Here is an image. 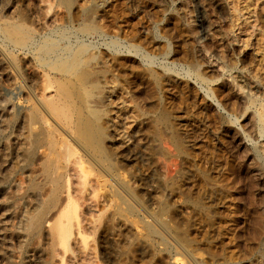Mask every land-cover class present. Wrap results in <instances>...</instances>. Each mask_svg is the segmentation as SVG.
Wrapping results in <instances>:
<instances>
[{
    "label": "rangeland",
    "instance_id": "rangeland-1",
    "mask_svg": "<svg viewBox=\"0 0 264 264\" xmlns=\"http://www.w3.org/2000/svg\"><path fill=\"white\" fill-rule=\"evenodd\" d=\"M28 1L0 0V30L12 23V19L26 14ZM89 1L91 3V0H76V12L85 9ZM95 1L105 3L107 12H99L97 18L104 19L100 23L111 33L108 31L109 38L95 36L87 42L98 45V52L107 50L102 56L108 63L120 58L118 60H125L127 63H122L127 66L119 65L120 70L108 74L107 82L102 83L104 91L96 92L97 96H102V103L99 97L96 98L98 103L93 102L94 98H86L83 111L80 107L77 110L86 116L91 104L93 109L101 110V123H106L99 122V125L108 131L102 132L97 145L96 140L91 145L90 141L82 142V139L72 145L86 171L85 188L71 189L73 195L77 194L74 204L85 223V240L80 237L79 244L83 242L80 245L90 253L93 264H117L108 259L109 253L126 249L134 234L151 232L154 252L147 248L148 253L146 247L136 252L142 264H264V135L255 136L251 124L252 114L260 112L264 105V62H261L264 0ZM234 7L239 12L238 21ZM115 39L124 47L111 56L104 41L109 43ZM132 45L151 52L149 57L153 65L148 64L151 60L125 51ZM166 52L169 55H165ZM29 55L33 57L34 53ZM24 56V51H13L0 31L2 155L7 144L21 140L24 135L19 121L13 118L12 102L16 107L20 104V108L32 104L23 90L26 73L20 61ZM243 58H251L253 65H243L240 62ZM191 64L207 70L206 78L211 80H197L191 74L194 69ZM163 65L171 68L167 71L169 74ZM126 72L123 79L122 74ZM166 74L187 80L190 85L170 81L171 84ZM154 75L164 78L163 86L155 82ZM244 81L250 82L253 89L245 87ZM221 86L225 95L217 98L211 88ZM20 87H23L21 91ZM255 87L261 91L257 93ZM251 98L257 103L247 111L245 108ZM225 100L229 102L227 107L222 103ZM239 104L244 105L242 112L238 111ZM164 110H168L167 121L160 117ZM77 112L73 117L76 121L78 113L81 114ZM90 113L88 116L92 118ZM221 116L229 122L222 121ZM144 143L147 149L142 147L139 155L132 156L137 146ZM98 145H103L102 149ZM41 149H37L35 155L25 154L24 158L21 154L19 158L12 154L9 162H16L9 163V170L0 162V221L1 213L11 206L18 211L17 217L9 222L10 227L3 225V231L0 229L2 238H6L5 242H0V264H71L74 258L57 242L53 244L49 225L57 210L51 206L57 201L51 204L49 189H40L39 195L32 193L43 185H40L43 180L40 173L45 159ZM30 165L39 172L37 178L28 176ZM46 204L51 205L47 207ZM44 208L48 209V219L42 226L24 227L26 215L37 214ZM99 224L113 227H110L109 236L116 246L105 249L100 243V233L96 229ZM185 233L195 240L191 246L181 239ZM3 245H7L5 250Z\"/></svg>",
    "mask_w": 264,
    "mask_h": 264
},
{
    "label": "bare ground",
    "instance_id": "bare-ground-1",
    "mask_svg": "<svg viewBox=\"0 0 264 264\" xmlns=\"http://www.w3.org/2000/svg\"><path fill=\"white\" fill-rule=\"evenodd\" d=\"M89 3H90V1H89ZM27 5H28V7H27L28 10H27L26 14L25 13L23 14L24 16H22V17L20 16L18 18L15 17L16 19H14V20L12 19V21H13L12 23L7 24L6 28H4L3 30L2 29L0 30L2 33V36H3V40L13 47V51H15V49H17L19 51H24L25 56L23 58L21 57L22 59L20 58L21 61L20 60L19 61L22 62V67L26 73V76L24 75L25 76V84L23 86L24 89H23V87L22 88L20 87L21 89H19V90L20 91L22 89L25 90L26 93L25 92L24 93L27 95V99L30 98V100L32 101V102L30 101L32 103L31 105H29V103H28L29 106L26 105V107H24V108H23V106H22V108H20L19 107L20 104H19V106H18L19 108H18V107H16V105L14 106L15 103L13 104V102L10 101V103L12 102V106H13L12 109L13 108L15 109L13 118L16 122L19 121L18 123L21 125V127L24 130V135L21 137L22 138L21 140H14L13 142H10L9 144H7L5 146V148H3L4 149V151H2L3 155H2V153H0V162H4V165H5L4 168H7L6 170H9V163L15 161V160H13V161L9 162V157L12 156V154L13 155L17 154V157L19 154H21L20 157L23 156V158H24L25 154H26V156H28L29 153L31 154V152L33 155L38 153V151H36L37 149L40 150L42 147L44 149H46V150L41 149L42 151H40L41 154H43V158L45 159V162L43 161L44 166H43V168L41 166V173H40L42 175V179H43V180H40V183H41L40 185H42V184L43 185L40 188L39 187L37 188L36 186H38V185H36L35 186L36 190H33L35 192H32V193L39 195L40 189H49V195L50 196L48 194L47 195L49 196V199L51 198L50 199L52 202L51 204H54V202L57 201L55 203V205L51 206V207H54L55 209H57V210H55L56 213L54 216L55 217L54 221H52V222L49 221L51 223V224L49 223L50 224L49 228L51 229L50 232H51L53 239H54L53 244H54V242H55V244L57 242V245L61 246L65 252H68L70 256L71 255L74 256V258H72L73 260H71V262H70L71 264H93L92 257L90 256V253L88 251H85V247L83 244L82 245L84 247V253L81 250L82 245H80V244L83 242H81L80 244L78 242L79 241L78 239H80V237L82 238V240H85V237H84L85 235H83V229H85V228H83L84 222H82L83 220L81 221L82 218L79 217L80 213H79V211L77 212V209H76L77 206H76V204H74V202H75L74 199H75V196L77 194L75 192L76 195H73L74 192L71 191V189L72 190L78 189L77 187H82V186H83V188H85L84 187V183H85L84 175H85L86 171L84 170L85 169L84 162L82 163L81 158L78 156L79 154H77L78 151H76V149L72 145H73V143H77V140H79V143H80L81 139H82V142L90 141L91 145L96 140V144L95 143L94 144L97 145L99 142L98 141L99 137H101L102 134L106 133L107 130L106 131L102 130V128H103L102 123H106V122L101 123V119L103 118L101 116V112H100L101 110L99 111V109H97V110H95V108L93 109V107L91 106L92 104L90 105L91 101L88 100V101H90V102H88V106L90 105L89 106L90 108L87 111V109H86L87 106H85L86 107L85 110L87 112L90 111L91 113L90 112L89 113L91 115L93 114L92 118H90V116H88L89 113L87 116L85 113H84L85 115H83L81 113L83 111L82 106H84V102L87 101L86 98H90L92 100L94 98L93 102L98 103L97 102L98 100H96V98L99 97V99L102 103V100H103L102 96H99V95L97 96L96 92H99L98 94H100L101 91L102 92L104 91L103 90L104 85L102 87V83L107 82L108 74L109 73L113 74V72L116 69H119L118 68L119 65L124 64V63H122V61H125V60H118V59H120L118 57H121V56H118V57H116V58H118L117 60H115L116 62L108 63L103 58L104 56H102V55H105L107 53V50H105V51L100 50L98 52V50H97L99 48L98 45L93 44L90 41H89L90 43L87 42V40L91 37L99 36L102 38L104 36H108V34L111 33L110 30L104 29V27H106L105 24L100 23L101 19L98 20V18H97V15L99 16V14H98L99 12H101V11L107 12L106 8L104 7V5H105L104 2H102V1L97 2L95 0H91V3L88 6H86L85 9H83V10L81 9L82 11L80 10L81 13H79V14H78V12H80V11L76 12V0H29ZM217 8L219 9L218 4H217ZM237 10L234 7L235 17H236V20L238 21L239 20V12L237 13ZM14 11L15 10H12V12H14ZM105 12H103V13H105ZM12 16H13V14H12ZM199 18H201L200 22L202 23L204 21V19L202 18V14ZM103 20H101V21H103ZM108 31L110 33H108ZM108 38H109V36H108ZM112 38H114V37L112 36ZM104 42H105V44L104 43L103 44L105 46L107 45V47L109 48V49L107 48L108 51L111 50L110 54L113 52H115V53L121 52L122 50H119V49L124 47V46H121L122 44H120L119 39L118 40H116V39L112 40L109 43H107L106 41H104ZM138 44H140V41ZM140 46H141V44H140ZM140 46L132 45V46H130V48H128V49L124 48V49L126 52L128 51L129 54H134L135 56L141 57L144 60H151L149 57L150 56L149 54H151V52L146 53L144 50H142L140 48ZM125 47H127V46H125ZM146 47L147 46H145V48ZM152 50L153 49H151V51ZM143 51L146 53V55L143 53ZM146 51H148L147 48H146ZM168 52H170V51H168ZM33 53H34V55H32L33 57H31L29 54H33ZM263 53H264V50H263ZM165 55H169V53L166 52ZM111 56H112V54H111ZM115 56H117V55H115ZM17 58L18 57H16V59ZM251 58H246V59L243 58L240 60V62L243 65L244 64L245 65L246 64L253 65V60H252L253 58L252 59ZM261 62L262 63L264 62V54H263V57L261 59ZM125 63H127V62L125 61ZM148 64L153 65L152 60L149 61ZM124 66H127V65L124 64ZM124 66H122V67H124ZM163 66H162V68H163ZM191 66H192V64H191ZM193 66H192V68H194V69H193V73H191V74L195 75L197 80H201V81L211 80V79L206 78V76H207L206 71L207 70L206 71H204V69L200 70V68L198 66H195V67H193ZM232 66H234V65H232ZM170 69L171 68L164 66L165 72H167V71L170 72ZM126 70H127V68H126ZM173 71H175V70H173ZM152 73L153 72L151 71L150 75H152ZM155 73H156V71H155ZM127 74H128L127 72L122 74L123 79L126 78ZM168 74H166L167 75L166 80H168L169 82L170 81L181 82V83L185 82L187 85L189 84V82L187 80H184V81L179 80L176 77H174L173 75H168ZM176 74L180 75V73H178V72H176ZM155 75H154L155 82L158 84H161V86H163L162 84H164V81H165L164 78L162 79V78H159ZM162 77H164V76H162ZM152 78H153V75H152ZM169 82L167 84H169ZM158 84H156V85H158ZM243 84L245 87L252 88V84H250V82H248V81H244ZM158 87H160V85H158ZM14 90L16 91V89H14ZM99 90H101V91H99ZM255 90L257 91V93L261 91L259 87H255ZM211 91L214 93V95L217 98L221 97L223 94L222 86L221 87H213V88H211ZM223 95H225V94H223ZM263 96H264V93H263ZM14 98H15V96H14ZM21 98H23V95L20 97V99ZM225 99H226V97H225ZM229 99L230 98H228L227 100L229 101ZM227 100L222 102L225 107H227V105L229 103V102L227 103ZM14 101H16V100H14ZM25 101H26V98H25ZM28 101L29 100H27V102ZM248 102H249V106H247L245 108V110H247V111L250 107H252V106L255 107V103H257L256 99H254V98L249 99ZM103 103H104V101H103ZM95 105L96 104L94 103V107H95ZM239 105H238V108H239L238 111L242 112L244 109V105L243 106H241V105L239 106ZM260 105H261V103H260ZM262 105L260 107L261 111L256 112V113H254V111H253L254 114H252V117H251V124H252V128L255 130L254 131L255 136H256V134H259V136L264 135V109L262 108L264 105L263 106ZM79 107L82 110H80ZM231 108H233V107H231ZM77 110H80L81 112L80 111H78V112H80L81 114H79L77 112ZM74 111L77 112L79 115L77 117V121H76V119L73 118L74 114H75ZM164 112H165V110H164ZM166 112L162 113L160 116V117H162L163 120H166V118H167L168 114ZM103 113L104 112H102V114ZM80 115H82V116H80ZM103 115H105V113ZM0 118H1V116H0ZM220 119L222 121L229 122V120H227V118H225L224 116H221ZM160 120H161V118H160ZM99 122L102 125L101 124L99 125ZM163 123H164V121H163ZM37 125H38V127H37ZM167 125H168V123H167ZM104 129H106V126ZM103 131H105V132L102 133ZM107 135H106V137H107ZM176 142H179L178 138L176 139ZM100 144H102L101 141H100ZM144 144H146V143H144ZM144 144L138 145L137 148L135 147L136 149L134 150V154L132 156L136 157L137 155H139L142 147L146 148L148 146L147 144H146V146ZM45 146L48 148H45ZM98 146H97V148H98ZM102 146H99V147L101 148ZM148 149H149V147H148ZM107 151L108 150H106V152ZM132 151H133V149H132ZM32 158H33V156H32ZM26 159H28V158H26ZM28 160H30V159H28ZM27 164L28 163H26L25 166H27ZM167 164H169V163H167ZM91 167H93V166L91 165ZM31 168H32V170H30ZM33 169H34V167H31V165H30V168H29L30 172H28L29 177L36 176V173L39 174L38 171L36 172L35 169L34 170ZM109 169H111V168H109ZM37 177L38 176H36V178ZM206 177H208V176L206 175ZM42 181H43V183H42ZM32 185H35V184H32ZM79 189H81V188H79ZM72 192H73V194H72ZM78 195L80 196V193ZM29 196H28V198H29ZM40 196H42V195H40ZM28 198H26V199H28ZM41 200H43V199H41ZM25 201H27V200H25ZM28 201L30 202L31 200H28ZM33 202H35V201H33ZM48 202H47V204L50 203V202L49 203ZM50 205H47V207ZM11 207H10V209L4 210L1 213V221H0L2 223V226L0 228L1 231H3V228H2L3 225H4V228H5V226L10 227L9 222L13 218L17 217L16 215H17L18 211L16 209H13V207L12 208ZM31 208H33V207H31ZM38 209L39 208H37V210ZM46 210H48V209L44 208L42 212L39 211L37 214L31 215L32 214L31 213V214H28L30 216L26 215V217H24V219H23L24 227H26V228H39L40 226H42V223L45 222L46 219H48V215H47ZM78 213H79V215H78ZM99 222H101V221H99ZM110 227H112V226L102 227L101 224H99L98 227L96 226V229H98L99 233H100V241H101L100 243H102V245L105 246L104 247L105 249L107 247L113 248L115 245V243L112 241V239L109 236V231L111 230ZM112 229H113V227H112ZM5 230L8 231V229H5ZM93 230H95V229L93 228ZM84 234H86V232H84ZM152 235L153 234L151 232H150V234L149 233L148 234L147 233L141 234L139 232L134 234L132 236L130 242H129V245L128 246L126 245L127 246L126 249L122 250V252H120L119 250H117V251L115 250L114 253H109L108 259L111 262L117 263V264L118 263L119 264H142L140 262L142 260L137 259L136 252L139 249L140 250L143 249L144 247H146L145 251H147V248H148L150 252H154V243H153L154 240L152 239ZM2 237H3V235H1V232H0V242H2V241L5 242L4 240L6 238H2ZM181 237H182L181 239L184 240V243H186L190 246L195 241V240L193 241L192 238L190 237V235H188L186 233L183 234ZM18 238L23 239L22 235H18ZM6 248H7V245L6 246L3 245L2 249L5 250ZM55 250H57V249H55ZM81 251H82V253H81V255H79V253ZM149 251H147V252L149 253ZM148 253L146 255H148ZM77 255H79L78 258H77ZM141 256H144V255H141Z\"/></svg>",
    "mask_w": 264,
    "mask_h": 264
}]
</instances>
